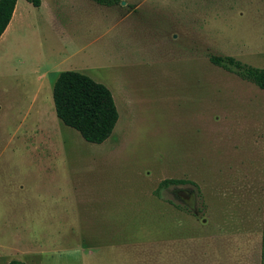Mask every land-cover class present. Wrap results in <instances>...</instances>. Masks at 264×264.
Returning <instances> with one entry per match:
<instances>
[{"label":"rangeland","instance_id":"obj_1","mask_svg":"<svg viewBox=\"0 0 264 264\" xmlns=\"http://www.w3.org/2000/svg\"><path fill=\"white\" fill-rule=\"evenodd\" d=\"M130 20L152 30L134 58L108 38V56L69 62L111 90L119 120L93 144L57 119L60 196L53 176L27 168L22 139L6 148L0 115V182L8 192L11 181L13 207L1 210L13 215L0 216V264H261L264 90L209 57L264 69V0H150ZM24 27L0 51V102L30 98L55 63L42 54L45 31ZM202 34L205 43L188 41ZM168 179L191 183L158 189Z\"/></svg>","mask_w":264,"mask_h":264},{"label":"crops","instance_id":"obj_2","mask_svg":"<svg viewBox=\"0 0 264 264\" xmlns=\"http://www.w3.org/2000/svg\"><path fill=\"white\" fill-rule=\"evenodd\" d=\"M117 1L119 3L106 6L91 0H41V5L35 7L27 0H17L12 20L0 38V51H2L5 44L8 45L19 32L25 29L24 25L27 22H31L45 31L41 40L43 42L42 54L46 58L51 57L48 63L55 62L54 65L49 64L48 66H52L42 73L41 81L30 98L19 95L16 98L0 102V115L10 120L9 133L6 135V148H11L13 151L15 145L18 144L15 140L22 139L24 151L34 158L26 164L27 168L32 170V174L36 171L45 178L53 176L54 192H57L58 196L61 193L62 158L66 148H63L62 145L58 128L59 122H57L59 119L56 112L52 110V105H54L53 89L52 92L42 93V88L47 89V81L53 77L56 79L58 67L69 63L74 57L82 55V58H87L94 54L108 56L109 53L103 52V48L107 47L105 42H108V38H110L111 49L118 51L121 59H125L124 54L126 53V50L122 49V44H126L131 52L127 56L134 58L135 52L140 50L141 40L150 37L152 30L141 31V25L136 21L132 22L130 18L150 0ZM122 1L125 2L123 5ZM124 6L132 9L126 12ZM134 24L136 27H133ZM132 27L133 30H131ZM137 33L141 36L144 33V37L142 39L141 36L136 37ZM188 41L195 42L197 45L205 43V34L198 38L192 36ZM101 42L102 45H99ZM95 43H98L97 48L87 51ZM187 49L189 50V47ZM164 51L166 53V50ZM166 55L168 54L166 53ZM230 55L232 54L225 53L217 56ZM52 58L59 60L52 61ZM69 64L76 66L68 67L72 68L69 71L79 72L82 70L78 69L80 68L77 66L79 63ZM122 64L127 63L122 62ZM17 115L22 121L15 128L14 120ZM19 186L24 190L27 185L20 184ZM6 187L8 192L4 190V185L0 182V216L13 215V213L1 212L3 208L5 211L13 208L10 202L12 197L9 193V190L12 189L11 181L6 184Z\"/></svg>","mask_w":264,"mask_h":264},{"label":"trees","instance_id":"obj_3","mask_svg":"<svg viewBox=\"0 0 264 264\" xmlns=\"http://www.w3.org/2000/svg\"><path fill=\"white\" fill-rule=\"evenodd\" d=\"M39 7L41 0H27ZM101 5H113L117 0H91ZM17 0H0V38L12 20ZM214 66L234 73L264 90V69L247 65L232 56L210 55ZM53 101L58 119L75 129L81 137L93 144H102L112 135L119 119V113L111 90L88 75L77 71H63L56 74L53 84ZM188 180L168 179L159 188L189 184ZM9 264H24L12 261ZM261 264H264V219L262 227Z\"/></svg>","mask_w":264,"mask_h":264}]
</instances>
